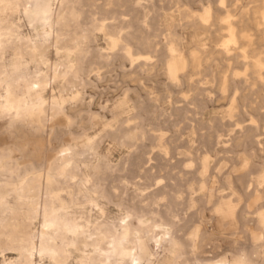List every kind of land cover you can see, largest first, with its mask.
<instances>
[{
  "label": "bare ground",
  "instance_id": "6f19581e",
  "mask_svg": "<svg viewBox=\"0 0 264 264\" xmlns=\"http://www.w3.org/2000/svg\"><path fill=\"white\" fill-rule=\"evenodd\" d=\"M83 1L0 0V109L11 119L6 132L10 138L40 136L38 140L0 145V264H204V259L188 256L186 248L193 243L186 234L198 237V254L207 253L210 258L205 259L206 264H264V163L260 169L245 168L234 175L238 189L248 199L256 197V209L249 212L257 215L258 222L244 225V240L234 244L240 259L233 263L222 257V250L209 247L213 236L210 230L204 227L197 234L194 222L201 219H182L176 211L174 206L189 195L176 182H186L189 177L175 171L172 156V151L182 143L183 130L192 127L193 135L205 129L200 125L188 126L199 114L201 104L207 102L204 95L217 91L218 102L225 101L233 83L239 82L249 88V95H242L239 100L235 93L240 89L234 92L228 117H239L243 107L257 110V116L251 118L252 124L258 126L255 133L240 124L236 130L243 134V139L242 134L234 140L231 133L217 130L215 135L202 133L208 144L200 152H194L192 139L183 147L197 168L203 164V154L208 152L215 157V164L202 180L205 190L210 189L213 175L222 177L233 165L243 167L241 148L251 137L256 138L259 154L264 157V0H200L208 7L206 10L195 9L183 0H161L165 12L155 14L149 13L152 6L156 7L150 0H102L101 4H97L98 0ZM80 4L81 8L90 9L88 24L83 23ZM167 4L170 9L166 11ZM98 7L102 17L93 11ZM15 13L38 21L44 29L42 35L24 34L22 27L10 19ZM152 24L165 26L166 32H160L166 37L165 42L157 40L160 33L152 35L145 30ZM189 25L212 33L209 49H182L183 37L177 28ZM97 31L105 34L108 47L93 52L90 39ZM66 53L74 54L77 63L64 61ZM119 55L128 56L132 65L149 67L151 73L157 63L147 60L166 56L170 79L176 85L184 80V89L166 90L157 99L152 97L155 88L146 91L148 98L142 94L129 97L135 105L126 118H119V111L113 113L104 133L88 135L81 146L65 142V136L76 141L90 129L85 116L89 109L80 91L87 82L80 74L87 71L100 76L103 70L112 68V61ZM216 60L224 67L220 79L202 81L199 76L208 75L210 64ZM210 84H215V88ZM162 98L184 121L175 124L171 136H166L165 129L156 124L165 114L157 106ZM62 115L69 120L64 128L55 124ZM92 116L96 114L92 112ZM147 116L152 121L146 125ZM106 137L116 141L120 148L128 147L133 155L150 141L149 152L158 151L159 157L170 161L157 165L154 154L148 152L138 155L134 163L129 157L124 158L119 169V164L112 165L99 151ZM233 140L239 150L234 155L229 149ZM214 141H218L220 148L213 146ZM91 153L97 162H91ZM131 166L137 170L132 179L127 178L128 182L138 183L133 180L139 178L157 187L145 195L135 191L137 197L131 194L132 201L124 202L127 195L122 194L123 198L119 191L126 186L119 189L122 185L116 184V175L128 172ZM156 166L160 167L159 172ZM165 172L169 178L156 176ZM168 180L175 185L169 186ZM106 182L110 186L106 187ZM147 186L149 190L151 184ZM206 198V193L195 197L201 203ZM225 199L220 211L231 217L239 199L233 194ZM111 203L120 209L124 207V213L110 216L107 205ZM169 226L171 232L167 230ZM257 230L260 235L257 240L252 239L251 232ZM170 235L183 248L176 260L161 258L162 236L169 245ZM6 251L16 255L7 257Z\"/></svg>",
  "mask_w": 264,
  "mask_h": 264
},
{
  "label": "rangeland",
  "instance_id": "374dc122",
  "mask_svg": "<svg viewBox=\"0 0 264 264\" xmlns=\"http://www.w3.org/2000/svg\"><path fill=\"white\" fill-rule=\"evenodd\" d=\"M152 4L156 5V7L152 6L150 14H155V12H161L164 13L165 10L160 6L161 0H150ZM166 3H170L172 0H165ZM205 3L207 0H204ZM85 0L82 2L84 3ZM183 2L190 4L193 8L198 10H206L208 7L203 6L202 2L200 0H183ZM102 0H98L97 4H101ZM79 10H83V23L88 24L90 22V9L87 7L81 8L78 6ZM170 9L169 4L166 5V11ZM175 9V8H173ZM94 12L98 13V16L102 17L103 14H101V8H95L93 9ZM119 11V10H114ZM154 12V13H153ZM107 14V13H106ZM116 16L119 15L118 13H115ZM109 16L111 14H108ZM10 19L16 23L19 24L22 28L21 31L24 34H32V35H42V32L44 31L43 27L41 26L38 21L36 22L35 19H28L25 14L23 13H15L11 15ZM15 20V21H14ZM25 23H23V22ZM21 22V23H20ZM32 25H31V24ZM29 24V25H28ZM39 24V27H38ZM122 24V22L120 23ZM31 26V27H30ZM125 26V24H124ZM27 30H26V28ZM32 28V29H31ZM164 28V29H162ZM145 30H147L152 35H156V33H160L161 31L166 32V28L164 25L161 24H152L151 27H146ZM178 32L182 34V40H181V47L183 50L188 51L191 47H197L198 49H209L212 46L211 42V35L212 33L201 26L198 25H189L187 27H178ZM90 45L93 50V52H96L97 48H107L108 44L105 39V34L97 31L96 36L90 39ZM157 40L165 42L167 39L164 37L161 33L159 34V37H157ZM55 57V56H54ZM128 56L125 55H119L116 56V58L112 61V68L109 70H103L102 75L97 76L95 73L88 74L87 71L84 73H81L80 76L87 82V85H84L80 88V91L82 92V96L84 97V103L87 105L89 112L85 114L87 117V121L89 123L90 129L87 132V135L76 140L72 141L70 136H65L63 139L65 142H71L74 146H81L85 141L86 137L89 136H95L98 133H104V130L107 126V124L110 122L109 118L114 113H117L119 111V118L127 117L129 114L133 113V107L134 102L130 101L128 98H136L138 94H142L144 97L148 98L147 90L155 88V93L152 95L153 98L157 97H163L161 93H163L166 90H174L176 92L181 91L184 89L183 81H180L179 85L175 84L174 80H171L169 73L166 70V65L168 63L166 56H159L156 59H148L147 62H155L157 65L154 67V72H149L147 66H140V65H132L130 60L127 58ZM64 61L66 62H73L77 63L76 56L72 53H66L63 56ZM87 67V63L85 64ZM223 64L221 61L216 60L213 61L210 64V71L207 74H202L199 76L202 81L207 82L208 80H214L217 82V80L220 79V76L223 72ZM185 75H188V73H185ZM204 75V76H203ZM136 76L137 78H133ZM207 86V85H203ZM209 86V85H208ZM211 88H215V84H210ZM236 89L228 94L227 99L225 101L218 102V92H213L212 94H205L204 99H206V103L201 104V108L199 109V114H196L194 119L192 121H189L188 126H195L198 128V125L201 127H204L205 129L203 131H198L195 134H191L192 127L188 130H183L182 135H180V139L182 140V143L180 144L179 148H176L172 151V156L174 158V161H176V169L175 171H181L183 174H187L189 177V180L186 182H183L178 179V182H176L178 185H182L186 192L189 194L185 200H181V204L176 207V211L179 213L180 217L184 219L186 216L196 219H201V222H194V226L196 229L197 234L202 232V229L205 227L213 234L212 240L209 242V247L212 248L213 251H216L217 249L222 250V257L227 258L231 262H235L236 260L240 259V254L236 252L234 244L239 241H243V231H244V225L252 224L255 222H258L257 215L249 212L250 210L256 209V197H253L252 199H248V197L245 195L244 192H241L237 184L235 182L234 175L238 173L239 170L249 169V168H261V165L264 163V157H262L259 154L258 151V145L256 142V138L254 139L251 137V140H248L247 142L244 141V144L241 148V155L240 158L242 160L241 166H235L226 172V174L222 177H219L217 175H213L211 181L208 184V187L210 189L205 190L202 186V180H204L210 170L212 169V166L215 164L216 159L211 153H205L201 156V160L203 162L202 166L197 168L194 162L191 161L190 157L187 155V152L183 145L188 142L190 139L193 140V144L195 146L194 152L201 151L205 148L207 143V137L205 134L202 133H211L219 130L222 131V134H226V132H229L232 134L231 137H234V140L241 136L242 133H239V130H236L238 128V125H242L243 127H249L248 130H251L255 133V129L258 126H255L251 122L252 115H256L258 111H254V109H250L249 107H243L242 108V114L239 117H228L227 109L230 107L231 103V97L233 96L234 92L237 89H240L237 93H235V96H238V99L241 100V96H245V94L249 95V88L245 89L242 86H236ZM244 90V91H243ZM242 92V93H241ZM50 94L47 96L49 97ZM236 96V97H237ZM91 101V104H90ZM71 102V101H70ZM69 102V103H70ZM123 105V109H122ZM181 105V104H180ZM160 113H165L163 116L156 121V124L162 126L165 131L166 136H171L175 133V124L178 122H184L182 117H178L175 115L173 107L168 103L166 99H163L157 104ZM255 107H258L256 105H253ZM126 107V108H125ZM92 112L96 114V116H92ZM174 114L172 116L171 114ZM249 120V121H248ZM253 120V119H252ZM151 118L149 116L145 117V124L151 123ZM11 122L10 116L7 112L0 109V145L3 143H13L14 141H18L19 143L24 142L26 140H38L40 136L38 134H25L22 137L19 135H12L13 138L9 137V133L6 132V129ZM69 120L65 115L60 116L56 119L55 124L58 127L64 128L67 126ZM223 122L226 125H223ZM250 124L254 126H250ZM118 127V123L114 121V128ZM259 130V129H258ZM257 130V131H258ZM247 133H249L247 131ZM243 139V134H242ZM262 139H264V136H261ZM245 138V137H244ZM233 140V142H234ZM252 140H255L252 141ZM100 143L99 151L101 154L106 155L108 158V161L112 165L119 164V169L121 168L120 164L125 162L127 160L126 158L129 157L131 162H135L136 157L144 156L145 153H148L150 151L151 142L148 141L144 143L140 150L133 155V153L130 151L128 147L120 148L116 141H113L112 139L106 137L103 138V141ZM217 142V143H216ZM264 143V142H263ZM234 144H231V147L229 148L232 150V155L236 154L239 150L234 146ZM213 146L217 148H220L218 141H214ZM219 146V147H218ZM212 147V149H215ZM151 153V152H149ZM154 154L156 157V164L159 165L161 163H168L170 159L159 157V152L151 153ZM252 155H254L252 157ZM51 154H49V157ZM94 155L91 153L90 159L91 162H97ZM123 157V159H122ZM125 158V160H124ZM253 158L255 162L253 161ZM89 159V160H90ZM167 172L168 169L164 168ZM136 167L131 166L128 169V172L121 173L118 172L116 175L118 186H121L122 189L119 191V193L122 195H127L126 200L123 199L125 196H123L124 202L129 201V195L135 196L137 191L143 195H145L147 192H151L155 188L151 183L142 181L139 178H135L133 180L134 182H128L127 178L132 179L134 177V173L136 171ZM156 171H160V167L156 166ZM158 173L156 175L157 177L163 176L169 178V173ZM123 174V175H122ZM122 177V180H119ZM122 182V184L120 182ZM110 182V181H108ZM125 183V184H124ZM120 184V185H119ZM151 188L148 190V186ZM124 185V186H123ZM168 185L172 186L175 185L174 181L168 180ZM110 186V183L106 182V187ZM126 190V191H125ZM126 193H124V192ZM136 191V192H135ZM134 192V193H133ZM204 193L207 194V198L204 199V201L201 203V201L196 200L195 197H200ZM134 194V195H133ZM229 194H233L234 196L238 197V201L234 203V206L236 207L235 213L231 215V217H228L224 212L220 211L222 208L224 202L226 201L225 196H228ZM121 196V197H122ZM131 196V199H133ZM128 198V199H127ZM130 199V200H131ZM132 201V200H131ZM129 201V202H131ZM107 207L109 208L110 216L121 215L124 213L125 209L124 207L118 208V206L113 203L108 204ZM120 209V210H119ZM124 210V211H122ZM113 214V215H112ZM148 220H151L150 217L147 218ZM211 221V223H210ZM168 231H172L171 226L167 227ZM251 232V231H250ZM252 239L257 240L258 236L260 235V232L252 231L251 232ZM187 240L192 241L193 246L187 247L186 250H188V256L191 258H194L195 256L199 259H204V264H206L205 259L209 258L207 253L205 254H198L199 248H198V237L192 236L190 234H186ZM251 239V238H250ZM164 237L162 236V255L163 257H168L173 260H176V257L178 254H180L183 250L182 246L179 243V240L170 235L168 236V240L170 241L169 245L165 244ZM7 257L15 256L16 254L12 251H6ZM1 257V255H0ZM1 260L3 258H0ZM210 259V258H209ZM213 259V258H211ZM0 260V261H1ZM192 262V261H191ZM191 264V263H190ZM194 264V262H192Z\"/></svg>",
  "mask_w": 264,
  "mask_h": 264
},
{
  "label": "crops",
  "instance_id": "0c3cea01",
  "mask_svg": "<svg viewBox=\"0 0 264 264\" xmlns=\"http://www.w3.org/2000/svg\"><path fill=\"white\" fill-rule=\"evenodd\" d=\"M236 86H237V87H238V86H242V87L245 88L244 84L240 85L239 82H234V83H233V86H232L233 91L236 89V88H235ZM233 91H232V92H233ZM243 91H244V90H243ZM248 121H249V120H248Z\"/></svg>",
  "mask_w": 264,
  "mask_h": 264
}]
</instances>
